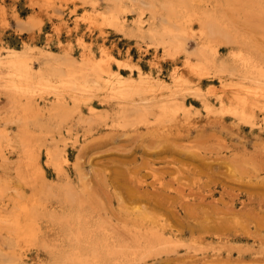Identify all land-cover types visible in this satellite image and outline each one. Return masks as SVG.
Masks as SVG:
<instances>
[{
  "label": "rangeland",
  "instance_id": "1",
  "mask_svg": "<svg viewBox=\"0 0 264 264\" xmlns=\"http://www.w3.org/2000/svg\"><path fill=\"white\" fill-rule=\"evenodd\" d=\"M193 2L197 9L220 2L234 30L250 41V51L264 59V0ZM111 4L110 0H0V50L41 46L81 60L84 52L100 57L107 49L167 80L177 69L202 88L214 87L216 93L208 98L216 112L188 94L182 113H171L161 121L151 114L146 120L131 117L120 122L114 111L94 98L99 115L89 125H80L79 118L71 115L63 126L53 127L44 119L54 94L30 96L12 90L9 69L0 65V264H24L23 259L25 264L55 263L53 252L37 247L43 237L57 249H66L58 234L57 198H42L45 203L37 207L41 230L37 228L36 236H30L31 225L22 212L32 206L41 189L58 181L55 165L47 160L46 151L52 146L66 152L69 160L59 164L80 191L84 207L118 234L133 226L131 209L136 204L154 217L168 219L166 230L177 237L179 252L148 256L140 264H264V127L251 128L220 108L219 95L225 103H233L236 89L217 78L196 79L186 63L196 46L193 37L186 39L188 51L169 56L146 35L128 32L138 18L136 11L120 15L126 33L106 24L101 16ZM231 48L239 45L222 47L220 55L230 57ZM39 55L35 52L31 57L34 69L40 66ZM192 55L194 61L197 56ZM80 109L89 116L87 104ZM255 111L262 119L263 112ZM85 127H92L88 135ZM133 186L137 193L131 192ZM145 191L149 192L145 195Z\"/></svg>",
  "mask_w": 264,
  "mask_h": 264
},
{
  "label": "bare ground",
  "instance_id": "2",
  "mask_svg": "<svg viewBox=\"0 0 264 264\" xmlns=\"http://www.w3.org/2000/svg\"><path fill=\"white\" fill-rule=\"evenodd\" d=\"M110 1L113 5L111 4L106 12H102L101 16L106 24L126 33L128 28L126 29L125 21L120 15L126 11H136L138 18L128 32L146 35L153 42L162 45L169 56L188 51L186 39L193 37L196 46L194 51L190 52L197 56V61L196 59L192 61L191 53L187 55L186 63L190 71L197 75L196 79L217 78L225 86L236 89L237 92L233 90L236 93L232 96L233 103H229V100L225 103L223 96L219 95L220 108L232 113L251 128L264 127V116L258 119V112L256 114L255 111V108H259L264 114V59L250 51L249 48L253 49L249 46L250 41L234 30L228 19L230 18L227 16L228 12L221 11L222 5L218 0L219 4L216 2L213 7L207 6L203 9L195 8L194 0ZM145 15L148 22L144 18ZM144 21L148 23L147 27L144 26ZM195 22L198 24L196 29L193 27ZM237 44L239 48L229 49L230 57L224 58L220 55L222 47ZM35 52L40 54L41 63L34 69L31 57ZM4 53L0 50V65L4 64L9 69V86L12 90L30 96L37 95L38 92L54 94L55 101L46 110L48 113L43 112L47 116L44 120L53 127L63 126L71 115L79 118L80 125H89L91 118L99 115L96 110L98 108L93 103L94 98H99L109 112L114 111L113 115L117 116L120 122L131 117L139 118V121L146 120L151 114L156 115V120L161 121L171 113L186 111L187 104L184 100L188 94L200 98L209 112H216L208 98L210 93H216L214 87L202 88L199 81L194 82L192 77H186L188 74H182L177 69L172 72L170 80L154 76L139 65L114 56L107 49L103 50L100 57H95V54L86 55L88 52H84L81 60L71 57L68 52L58 54L41 46L35 48L25 45L22 49L9 47ZM123 69L129 72L124 74L121 71ZM134 70L138 71L137 75ZM237 77L240 80H236ZM225 79L231 82L228 83ZM248 82L251 85H248ZM68 99L73 103L72 106L68 105ZM82 104L88 105V117L80 109ZM91 128L85 127L84 135H88L92 131ZM46 154L47 160L55 165L58 181L55 184L49 183L46 188L41 189L39 197L32 199V206L26 207L22 212L31 225L28 231L30 236H36L37 214L41 210L37 207L45 203L42 198L46 201L58 199L60 204L59 217H56L60 224L58 234L60 240L67 244L66 249L64 247L57 249L50 245L46 237H43L37 246L55 254L53 264H140L148 256L179 252L177 237L172 234L173 232L168 233L166 230L167 218L154 217L155 215H151L145 207L137 204L132 207L133 226L131 225L132 227L130 226L122 235L109 228L103 219L94 218L90 210L84 207L82 196L79 197L80 191L78 192L59 164L69 160L66 152L52 146L47 149ZM134 187L137 186H133L131 192L137 193L138 190ZM141 192L143 194V191ZM146 192L149 191H145L144 194ZM152 193L150 192V195ZM139 195H135V200L139 199ZM159 199L163 200L165 197ZM160 205L164 203L161 202ZM22 261L25 264L26 261L24 259Z\"/></svg>",
  "mask_w": 264,
  "mask_h": 264
}]
</instances>
